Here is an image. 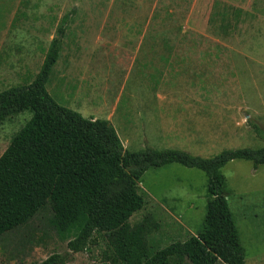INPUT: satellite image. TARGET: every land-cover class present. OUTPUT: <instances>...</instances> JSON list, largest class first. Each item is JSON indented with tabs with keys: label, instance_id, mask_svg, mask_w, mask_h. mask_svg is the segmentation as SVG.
<instances>
[{
	"label": "rangeland",
	"instance_id": "374dc122",
	"mask_svg": "<svg viewBox=\"0 0 264 264\" xmlns=\"http://www.w3.org/2000/svg\"><path fill=\"white\" fill-rule=\"evenodd\" d=\"M63 18L67 26L46 90L59 104H80L100 119L118 99L111 122L126 149L177 148L210 157L263 144L264 0H0L8 58L31 35L41 38L44 51ZM33 60L24 79L38 71L41 59ZM81 75L96 94L89 107L73 98ZM7 79L0 77V91L12 87ZM30 116L24 111L0 124V155ZM221 172L244 264H264V164L254 169L235 159ZM138 186L146 202L129 223L153 217L152 248L198 233L209 197L203 171L176 163L150 168ZM49 217L47 207L18 233L2 237L0 264H37L67 251ZM105 248L98 238L69 264H112Z\"/></svg>",
	"mask_w": 264,
	"mask_h": 264
},
{
	"label": "trees",
	"instance_id": "16d2710c",
	"mask_svg": "<svg viewBox=\"0 0 264 264\" xmlns=\"http://www.w3.org/2000/svg\"><path fill=\"white\" fill-rule=\"evenodd\" d=\"M66 26L63 18L33 81L0 91V124L31 113L0 155V239L18 233L48 207V224L66 241L67 251L37 264H69L98 238L105 240V257L112 264H183L185 259L190 264H244L221 168L235 159L250 161L254 169L263 165L264 141L260 147L227 148L210 157L177 148L126 149L111 121L84 117L46 90ZM173 163L206 176L209 197L202 226L185 241L152 248L149 235L157 228L153 217L129 223L146 202L138 181L148 169Z\"/></svg>",
	"mask_w": 264,
	"mask_h": 264
},
{
	"label": "crops",
	"instance_id": "0c3cea01",
	"mask_svg": "<svg viewBox=\"0 0 264 264\" xmlns=\"http://www.w3.org/2000/svg\"><path fill=\"white\" fill-rule=\"evenodd\" d=\"M48 42H49L47 44L48 47H46L44 51H43L42 46H41L42 50H39L41 38L39 36L36 37L34 35H31V36H29L27 45L26 46H21V45L15 46L12 49V53H11L10 57L8 58V56L5 53V48H4L5 47V41L0 40V62H2V64L0 63V77L3 80L8 78L7 80L9 82V85H11L12 87H13V85L18 86L19 84L29 83V82L33 81L35 76L40 71V69L43 65V62L47 56V53H48V50L50 47V43H51L49 40H48ZM15 45H17V44H15ZM36 47L38 48V51H36ZM3 53H5V56L3 55ZM34 54H36V57L38 58L37 60H36V58H34L35 63H38V61L41 59V64H40L38 71L36 73H34V74L28 76L26 79H24L26 74H27V71H28L27 70L28 66H29L28 64H30V62L33 60ZM1 55H3V56H1ZM7 59H9L8 62H7ZM6 63L8 64V66ZM93 92H94V89H92L91 86L88 85L86 82V76L85 75L79 76V78L77 80V86H76L75 91L73 93V98H80L83 102L86 103L85 105H87L89 107V106L93 105L94 102L97 100L96 94ZM118 105H119L118 99H115L113 102L111 101L110 106H109L110 110L105 114V116H100V117H102V119H107L109 121H113L115 119V117L117 116L116 112H117ZM72 108L79 111V113L85 117H88V118H90V117L91 118H98L99 117L98 114L87 113L86 109L83 108L82 106H80V104H76V105L72 106Z\"/></svg>",
	"mask_w": 264,
	"mask_h": 264
}]
</instances>
